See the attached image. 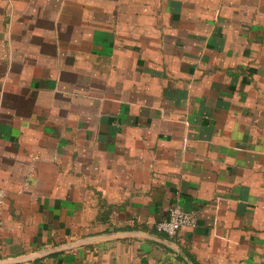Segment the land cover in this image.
I'll return each instance as SVG.
<instances>
[{"label": "crops", "instance_id": "obj_1", "mask_svg": "<svg viewBox=\"0 0 264 264\" xmlns=\"http://www.w3.org/2000/svg\"><path fill=\"white\" fill-rule=\"evenodd\" d=\"M0 187V264H264V0H0Z\"/></svg>", "mask_w": 264, "mask_h": 264}, {"label": "built area", "instance_id": "obj_2", "mask_svg": "<svg viewBox=\"0 0 264 264\" xmlns=\"http://www.w3.org/2000/svg\"><path fill=\"white\" fill-rule=\"evenodd\" d=\"M5 190L0 187V218L5 201ZM198 217L194 211L185 209L182 205L174 203L168 206L167 216L156 222V227L169 234H175L182 228L195 227Z\"/></svg>", "mask_w": 264, "mask_h": 264}]
</instances>
